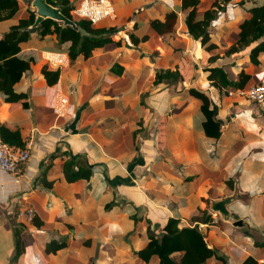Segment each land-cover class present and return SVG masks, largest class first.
<instances>
[{
	"label": "crops",
	"instance_id": "1",
	"mask_svg": "<svg viewBox=\"0 0 264 264\" xmlns=\"http://www.w3.org/2000/svg\"><path fill=\"white\" fill-rule=\"evenodd\" d=\"M214 1L201 0L198 14L210 9ZM112 2L116 20L103 25L117 27L113 39L122 40V47L98 50L88 64L70 61L60 69L55 87H47L41 72L43 54L54 50L43 49L42 60L15 86L17 93L28 95V110H10L0 99V120L25 133L30 151L21 174L0 171V264H10L13 256V212L26 207L35 209L43 225L30 227L26 235L27 253L34 258L25 254L14 264H159L158 256L145 263L136 255L149 240L148 227L159 234L170 218L179 219L181 227H191L190 217L198 209L208 211L213 219L210 224H199V230L228 264H242L249 257L264 264V248L255 246L264 237V105L227 97L203 78L208 65L223 68L232 80H238L243 70L252 76L247 86L264 82V55L262 65L255 66L248 58L250 48L225 54L236 43L238 28L248 14L235 5L229 9L211 32L217 48L205 53L183 26L187 12L181 10V0ZM30 9L28 2L18 0V12L11 21L0 22V39L11 23L27 19ZM171 11L178 15L174 33L160 36L149 27L147 42L136 49L126 46L133 24L144 27ZM211 56L218 59L208 63ZM115 63L123 74L111 71ZM177 66L193 77L182 87L206 92L213 101L216 120L229 129L226 141H233L242 161L234 190L226 184L229 168L213 169L203 162L204 157L206 162L209 158L204 150L200 103L175 93V87H151L158 71ZM148 91L152 93L144 98ZM58 93L70 97L63 118L53 112ZM164 115L167 148L160 153L156 122ZM235 123L248 133L247 125L259 127L260 138L241 144L239 137H232L235 134L230 128ZM59 152H69L93 168L90 182L68 183L61 171L62 160L57 158L47 172L52 189H40L43 167ZM236 191L240 199L228 210L241 225L225 221L211 210L213 202L232 197ZM62 238L66 248L47 256L46 244ZM38 255L41 262L35 258ZM207 264L221 262L210 258Z\"/></svg>",
	"mask_w": 264,
	"mask_h": 264
},
{
	"label": "trees",
	"instance_id": "2",
	"mask_svg": "<svg viewBox=\"0 0 264 264\" xmlns=\"http://www.w3.org/2000/svg\"><path fill=\"white\" fill-rule=\"evenodd\" d=\"M234 0H215L211 8L198 14V7L201 0H181V10L186 13L183 26L188 34L201 43L203 51L209 53L217 48L211 41L212 30L220 23L229 9L238 6L246 11L248 17L238 28L236 43L226 49V55H232L250 48L249 61L255 66L262 65L264 55V0H239L236 4ZM54 7L63 8V13L69 19L74 20L78 26L84 27L88 32V37H82L79 32L71 27H63L61 23L51 19L44 20L35 30H30L36 19V12L29 10V17L24 20L11 23L9 28L0 39V99L10 105V110L22 108L28 110V95L17 93L15 86L20 83L23 76L27 74L32 65L42 60L41 52L44 49L65 52L72 63H89L98 50L110 51L114 48L122 47V40L115 41L113 36L117 32V27H92L89 22L76 20L71 15V0H47ZM18 12V0H0V22L11 21ZM178 22V15L174 11L167 12L163 19H151L144 27L133 24L127 33L128 48L136 49L141 43L148 41L147 28H152L158 35L174 33ZM53 38H55L53 40ZM50 46V47H49ZM53 46V47H51ZM36 47V49L28 48ZM218 59L211 56L208 63ZM116 74H123V68L115 63L111 69ZM42 75L46 80L47 87H55L60 80V69H53L47 63L42 67ZM203 78L206 84L217 89L220 93L227 94L229 89L245 88L252 80V76L243 70L238 74V80L230 79L223 68L204 66ZM190 73L183 74L180 67L174 70H160L156 73L155 80L151 87L163 85L166 89L175 87V93L183 94L186 99H194L200 103V115L202 118L201 128L204 134V150L209 161L203 162L213 169L229 168V179L227 186L234 190L239 174L242 171V161L236 155V148L233 141H226L230 137L229 129L226 131L220 122L216 120V113L211 97L195 87L188 89L182 87L184 82L192 79ZM152 91L144 94V98H149ZM154 93V92H153ZM142 103H144L142 101ZM166 117V118H165ZM250 117V116H249ZM167 116L158 118L156 128L158 130L157 148L160 153H164L167 148ZM142 122H140V125ZM234 129L230 130L239 137L241 144H248L260 138L262 131L255 125H247L246 130L242 129L239 123H235ZM136 132H133L135 137ZM249 135V136H248ZM0 139L3 143L16 150H24L28 144V138L23 131L0 120ZM203 150H200L202 152ZM203 155V154H202ZM57 158L62 160L61 171L68 183H89L94 174L93 168L89 167L82 159L73 158L69 152H59L50 156L48 163L42 169V175L38 180V187L43 190H50L53 183L48 181L47 172L53 166V161ZM216 163V164H214ZM25 165V164H24ZM24 165H19L21 172ZM191 179H186L190 181ZM108 209L112 207L110 204ZM34 210V217L31 222L20 221L19 209L13 212L10 224L14 236L15 248L10 264H14L22 255L27 253L26 235L30 227L40 229L42 220ZM138 220V217H134ZM212 216L206 210L198 209L191 217V227H181V221L170 218L162 231L157 234L148 227L149 240L136 255L145 263H149L153 256H158L159 264H207L208 259L216 258L221 264H228L227 258L217 249L210 248L206 242L204 234L199 230V224L212 223ZM67 246L64 238L46 244V254L56 255L58 251ZM255 246L264 248V237ZM178 255V256H176ZM38 257V258H37ZM37 261L41 262L38 255ZM242 264H257V261L249 257Z\"/></svg>",
	"mask_w": 264,
	"mask_h": 264
},
{
	"label": "built area",
	"instance_id": "3",
	"mask_svg": "<svg viewBox=\"0 0 264 264\" xmlns=\"http://www.w3.org/2000/svg\"><path fill=\"white\" fill-rule=\"evenodd\" d=\"M71 15L76 20L87 21L92 27L105 22L116 20V10L112 0H71ZM43 59L51 68L62 69L70 64L68 54L64 52L49 51L43 54ZM227 97L246 100L259 105L264 104V84H253L242 89L227 90ZM70 97L63 93L56 95L53 112L63 118L68 113ZM30 159L28 148L16 150L3 143L0 139V171L15 176L20 174L19 165L26 164ZM34 210L31 207L19 209V219L31 222Z\"/></svg>",
	"mask_w": 264,
	"mask_h": 264
},
{
	"label": "water",
	"instance_id": "4",
	"mask_svg": "<svg viewBox=\"0 0 264 264\" xmlns=\"http://www.w3.org/2000/svg\"><path fill=\"white\" fill-rule=\"evenodd\" d=\"M30 6L36 12V19L34 24L29 27L30 30H35L44 20L51 19L61 23L63 27H71L73 30L79 32L82 37H88L90 35L84 27L78 26L74 20L65 16L63 8L54 7L47 0H31ZM237 199H240L238 191L232 197L213 202L211 210L220 214L225 221H233L237 225H241L242 222L238 220L237 216L231 214L228 210V206Z\"/></svg>",
	"mask_w": 264,
	"mask_h": 264
},
{
	"label": "rangeland",
	"instance_id": "5",
	"mask_svg": "<svg viewBox=\"0 0 264 264\" xmlns=\"http://www.w3.org/2000/svg\"><path fill=\"white\" fill-rule=\"evenodd\" d=\"M26 2H28V4L30 5L31 4V0H25ZM102 25V26H101ZM101 25H99V26H96V27H104V25L103 24H101ZM96 27H94V28H96ZM257 83H261V84H264V82L263 81H260V82H257ZM242 101H246V100H242ZM248 103H251V104H256V103H252V102H250V101H247ZM256 105H258V106H260L259 104H256ZM264 105V104H263Z\"/></svg>",
	"mask_w": 264,
	"mask_h": 264
}]
</instances>
